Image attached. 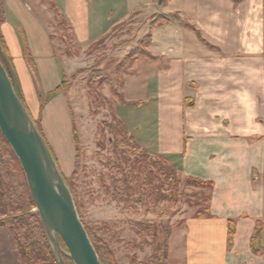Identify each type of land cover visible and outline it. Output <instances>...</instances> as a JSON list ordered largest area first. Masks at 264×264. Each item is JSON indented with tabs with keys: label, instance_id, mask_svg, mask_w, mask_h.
<instances>
[{
	"label": "crops",
	"instance_id": "1",
	"mask_svg": "<svg viewBox=\"0 0 264 264\" xmlns=\"http://www.w3.org/2000/svg\"><path fill=\"white\" fill-rule=\"evenodd\" d=\"M56 13L71 25L83 51L121 27L119 40L129 50L152 36L149 56L136 61L122 90L125 95L130 82L147 93L146 104L155 102L157 117L146 123L156 130H147L149 139L143 136L125 108L137 105L119 103L117 113L129 130L136 128L145 148L167 157L182 174L214 183L213 216L187 217L171 236L169 258L264 264V253L251 248L256 224L264 222V0H0V30L27 109L60 170L71 172L77 101L74 87L56 91L79 67L58 52L50 21ZM159 16L167 21L158 24ZM230 220L236 230L228 248ZM0 264H19L5 226Z\"/></svg>",
	"mask_w": 264,
	"mask_h": 264
},
{
	"label": "rangeland",
	"instance_id": "2",
	"mask_svg": "<svg viewBox=\"0 0 264 264\" xmlns=\"http://www.w3.org/2000/svg\"><path fill=\"white\" fill-rule=\"evenodd\" d=\"M50 21L54 27L53 38L58 52L72 59V67L75 65L79 67L73 86L74 100L77 101L79 164L76 174H73L74 170L71 172L61 170V172L68 186L75 192L79 215L84 226L113 264H183L182 260L173 262L169 255L168 259H165L163 254L157 251L162 240L163 244L166 241L162 231L170 227L172 236L180 221L195 216L199 209L204 210L207 205L206 198L211 194L209 185L206 182L194 185L182 184L178 187L179 190L173 193L171 199L159 201L136 196L128 201H122L113 197L108 164L110 161H118L125 167L126 164L111 145L116 136L110 130L114 125L110 107L101 102L102 99L100 102L103 105L92 104L89 92V82L92 81L99 94L108 98L110 103L117 107L121 102L112 93L110 86L103 82L110 79L123 92L126 75L131 69L119 74L118 67L134 50H144V44L139 43L131 50L127 49L125 40H119L121 31L126 28L121 27L83 51L79 47L77 49L73 47L70 42V32L64 26L60 14L56 13L55 20ZM166 21L167 18L163 16L157 18L158 24ZM131 85L132 83L129 82V87L128 85L125 87V99L142 100V104L137 105L139 107L125 108L130 110H127L130 118H135L137 123L142 125L143 136L149 139L150 132L147 130L152 131L154 125L146 121L155 116V113L157 117V108L155 102L146 104L149 97L147 93L138 88L134 89ZM135 129L131 127L130 133L135 135ZM141 146L151 158L161 157L155 150L145 148L143 144ZM18 171L22 179L23 174L20 169ZM162 191L169 194L166 187ZM30 210L36 211L35 207ZM150 225H153L156 235L149 233L147 227ZM64 248L67 249L66 246ZM179 250L180 248L178 251L175 249L173 254H179Z\"/></svg>",
	"mask_w": 264,
	"mask_h": 264
},
{
	"label": "trees",
	"instance_id": "3",
	"mask_svg": "<svg viewBox=\"0 0 264 264\" xmlns=\"http://www.w3.org/2000/svg\"><path fill=\"white\" fill-rule=\"evenodd\" d=\"M235 1L237 2L238 0ZM60 16L63 20L64 26H66L67 30L70 32V42L73 44V47L77 49L79 47V43L71 25L68 24L63 15ZM173 18L177 19L183 25L189 26V24L182 20V18L178 15H173ZM2 19V16H0V21ZM151 42V34L141 40L140 43L144 44V50L140 51L136 49L128 55L118 67L119 74L122 72L125 73L131 69L140 57L149 56V51L147 49ZM3 54L6 55L12 64L11 56L0 30V58L10 74ZM77 72L73 73L70 77L65 78L62 85L56 92L61 89H70L73 87ZM103 83L110 86L112 93L121 103L130 105L142 104L141 101L134 102L126 100L124 93L120 91L118 86H115L110 79ZM89 92L92 98V104L103 105L101 103L103 102L105 105L110 107L114 121V125L110 127V130L116 136L111 145L114 150L118 152V156L121 158L122 162L126 164V167L118 161H110L108 164L111 172L110 185L113 187V197L116 199L119 198L122 201H128L133 196L138 198L145 197L153 201H159L160 199H171L173 197V193L177 192L179 190L178 187L182 184L194 185L206 182L211 189V194L206 198L207 205L205 209H199V211L195 214V217H212L213 215L210 210V205L214 183L212 181H205L193 176H186L182 174L178 166L172 163L165 156L160 155L161 157L158 159L151 158L147 154V151L142 148L137 137L130 133L126 121L118 115L116 105H112L108 98L104 96L102 97L93 85L92 81L89 82ZM19 95L26 105L22 90H20ZM100 99L103 101L101 100L100 102ZM34 121L42 133L40 124L36 120ZM77 135L78 132L75 128L77 157L73 174H76L79 164V144ZM125 154L130 156H124ZM55 159L57 160L56 157ZM18 169H20L23 174L22 179L18 175ZM164 187L169 190V194L162 191ZM69 188L77 207L75 192L70 186ZM34 207L35 203L33 201L21 163L0 130V226H5L10 229L17 244L19 264H60L52 250L39 212L30 210ZM186 225L187 221L185 219L180 221L177 227L184 228ZM147 228H149L150 234L156 235L154 234L156 230H154L153 225H150ZM235 230L236 222L234 220H230L228 225V248L233 246ZM162 233L164 234L166 241L163 244L162 240L157 247V251L163 254L165 259H168L172 228H165ZM89 236L101 262L103 264H113L109 257L102 252L96 242L92 239L90 234ZM262 238H264V222L258 221L255 228V234L253 235L251 241V248L255 254L264 253V241ZM61 242L65 247L62 240ZM64 259L67 264H74L69 256L64 255Z\"/></svg>",
	"mask_w": 264,
	"mask_h": 264
},
{
	"label": "water",
	"instance_id": "4",
	"mask_svg": "<svg viewBox=\"0 0 264 264\" xmlns=\"http://www.w3.org/2000/svg\"><path fill=\"white\" fill-rule=\"evenodd\" d=\"M0 58V130L18 157L52 250L60 264H103L71 190L44 136L22 101L15 69ZM65 244L66 248L62 245Z\"/></svg>",
	"mask_w": 264,
	"mask_h": 264
}]
</instances>
